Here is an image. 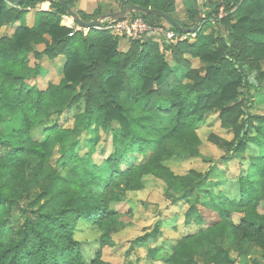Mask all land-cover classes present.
Here are the masks:
<instances>
[{"label": "trees", "instance_id": "1", "mask_svg": "<svg viewBox=\"0 0 264 264\" xmlns=\"http://www.w3.org/2000/svg\"><path fill=\"white\" fill-rule=\"evenodd\" d=\"M65 1L86 21L119 11L100 4L87 14L76 10L78 0ZM44 2L50 9L38 11L28 25V13ZM117 2L120 10L132 4L154 8L193 26L176 15L177 0ZM183 2L194 24L195 0ZM205 5L192 40L154 34L121 50L123 38L110 31L91 29L86 35L63 25L68 12L58 0H0V30L13 28L0 35V264H113L102 256L105 246H115L113 237L123 224L112 204L125 191L143 189L149 175L167 184L174 201L191 204L185 225L200 226L176 242L166 264H238L242 259L264 264V114L251 112L255 97L264 103V0H207ZM130 16L184 34L160 16ZM60 56L65 62L59 82L40 88L37 80L47 73L41 62ZM193 59L202 65L194 68ZM74 108L79 112L73 126L65 127L60 118ZM212 113H219L234 133L232 140L210 138L229 159L258 150L245 157L249 166L238 177L237 195L208 188L219 162L204 175L178 176L168 165L201 155L197 127ZM103 132L112 151L97 163L93 154ZM82 147L88 150L84 156ZM57 153L62 158L56 160ZM71 153L76 162L62 177L59 165ZM198 204L219 220L205 226ZM81 221L101 231L100 250L90 260L75 236ZM157 235L160 224L133 242L147 244ZM160 249L149 251L152 258Z\"/></svg>", "mask_w": 264, "mask_h": 264}, {"label": "rangeland", "instance_id": "2", "mask_svg": "<svg viewBox=\"0 0 264 264\" xmlns=\"http://www.w3.org/2000/svg\"><path fill=\"white\" fill-rule=\"evenodd\" d=\"M206 1L207 0L200 1L203 9L206 8ZM100 4L105 10L109 8L120 10L121 7L117 0H85L83 1V7L77 6L76 10H81L87 14H93V11ZM176 13L181 21L193 25V22L187 19L186 6L183 0H177ZM223 17H225V14L221 11L219 18L222 19ZM62 24L73 28L75 31H81L86 35L91 31L90 29L79 27L69 15L63 16ZM164 24H166V26L169 25L167 22H164ZM210 24L211 23H209V25ZM212 27H216L215 24ZM163 28L171 29L170 27ZM195 35V33L181 34L174 40L176 42L188 38L192 40ZM132 41V39L123 37L120 41V49L127 50L129 48V43ZM38 48L39 50H43L44 45H39ZM168 58H170V55ZM64 62L65 57L63 56L55 60H49L48 58L43 59L41 64L47 73L45 77H41L37 80L40 88H46L49 82H59ZM36 63L35 58L32 56L31 66H34ZM192 64L194 68H199L202 65L198 59H193ZM254 100L255 103L251 112L263 115L264 103L260 102V97H255ZM78 112L79 109L74 108L66 113L60 118L61 123L65 127H72L74 117ZM37 132L38 131L35 133L37 134ZM197 133L202 141L200 148L201 155L197 158L172 160L168 163L169 167L178 176L190 175L193 172L204 175L215 162H219L220 170L215 172L213 178L211 177L210 181H212L213 184L211 185L210 183L208 188L213 190L215 194L222 191L229 195H237L239 192L238 177L246 173L249 166L245 157L257 153L258 150L252 147L249 148L244 157L229 159L228 153L210 139L213 135L227 140H232L234 138V133L222 124L219 113L209 114L197 127ZM101 135L102 137L97 144V149L93 154V159L97 163H101L112 151L110 136L106 135L104 132L101 133ZM86 138H88L87 135L81 137V146H83ZM82 149L80 150V156H84L88 151L87 148ZM67 151H65V153ZM62 156V153H57L56 160L62 158ZM76 158L77 157H75L73 153H71L69 157L63 158L62 163L59 165V173L62 177L68 175L69 169H71L76 162ZM168 194L169 189L167 184L163 180L149 175L144 178L143 189L139 191H125L121 197V201L112 204L113 208L122 214L123 224L120 227V231L113 237L115 246H105L102 249V256L105 261L113 264H166L171 249L176 242L182 236L188 233H194L200 229V226L197 224L191 226L185 225V215L191 204L181 199L179 201H174V198H171ZM179 196L178 194V197ZM202 199H204V203L209 200L208 197L205 199L203 194ZM198 208L200 214L205 218V226H209L219 220L217 213L208 206L198 204ZM261 211L264 212V205L261 207ZM240 217L241 215L236 214L234 220L238 222ZM158 224L161 226V236L157 235L158 238H151L147 244L135 245L133 241L136 238L152 232ZM75 236L76 239L81 242V249L84 256L88 260L94 258L95 254L100 250L101 231L98 227L90 222L81 221L77 224ZM160 246H162V249H160V252L157 253L155 258H152L149 251L159 248ZM238 264H249V261L248 259H242Z\"/></svg>", "mask_w": 264, "mask_h": 264}, {"label": "water", "instance_id": "3", "mask_svg": "<svg viewBox=\"0 0 264 264\" xmlns=\"http://www.w3.org/2000/svg\"><path fill=\"white\" fill-rule=\"evenodd\" d=\"M12 1L16 4H19L23 0H12ZM58 1L67 9L68 15L73 19L74 23H76L81 28H87L90 30L95 29V27H97V26H100L101 23L106 21V20L123 19V18H125V17H127V16H129L135 12L144 13V14H153V15L160 16V17L164 18L171 26H173L175 29L181 31L184 34L196 33L199 30V27L201 26V24L203 23V20H204V11H203V8L200 4L201 0H195V6H196V10L198 12V15L195 19L193 26H191V27L182 26L177 20H175L169 14H167L161 10L154 9V8H145V7H142L139 5H134V4L127 6L123 10L111 12L108 14H103L94 20L86 21V20H83L80 17V15L71 6H69L66 3L65 0H58ZM223 29L226 30V28H223ZM152 34H155V33L152 32L151 34H148L147 36L150 37ZM236 67L238 68L239 65H236ZM255 76H256V73H253L250 81L254 80Z\"/></svg>", "mask_w": 264, "mask_h": 264}, {"label": "built area", "instance_id": "4", "mask_svg": "<svg viewBox=\"0 0 264 264\" xmlns=\"http://www.w3.org/2000/svg\"><path fill=\"white\" fill-rule=\"evenodd\" d=\"M98 31H110L111 34L118 37H126L132 40H141L148 34H163L172 41L180 35L172 29H164L163 27L156 28L149 25L141 17L127 16L118 20H106L100 26L95 27Z\"/></svg>", "mask_w": 264, "mask_h": 264}, {"label": "crops", "instance_id": "5", "mask_svg": "<svg viewBox=\"0 0 264 264\" xmlns=\"http://www.w3.org/2000/svg\"><path fill=\"white\" fill-rule=\"evenodd\" d=\"M83 1H85V0H79L77 2L76 6H78V7L82 6L83 7ZM49 9H50V2H44V3L40 4V5H38V7L35 10H32V11H30L28 13L27 18H26L27 24L30 25V26H32L34 24L35 18H36V15H37L38 11L49 10ZM12 32H13V28L12 27H4V28H2L0 30V35L11 34ZM152 35H154V34H152Z\"/></svg>", "mask_w": 264, "mask_h": 264}]
</instances>
